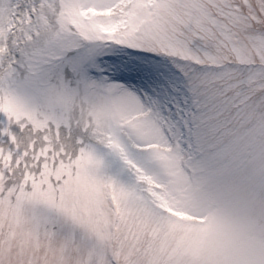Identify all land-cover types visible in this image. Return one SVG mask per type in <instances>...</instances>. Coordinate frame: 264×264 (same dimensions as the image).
I'll list each match as a JSON object with an SVG mask.
<instances>
[{
  "label": "snow or ice",
  "instance_id": "obj_1",
  "mask_svg": "<svg viewBox=\"0 0 264 264\" xmlns=\"http://www.w3.org/2000/svg\"><path fill=\"white\" fill-rule=\"evenodd\" d=\"M0 264H264V0H0Z\"/></svg>",
  "mask_w": 264,
  "mask_h": 264
}]
</instances>
